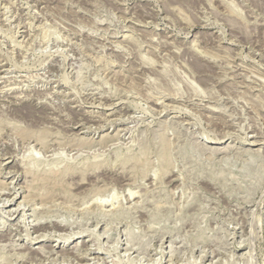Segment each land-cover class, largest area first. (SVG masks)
I'll return each mask as SVG.
<instances>
[{
  "label": "rangeland",
  "instance_id": "374dc122",
  "mask_svg": "<svg viewBox=\"0 0 264 264\" xmlns=\"http://www.w3.org/2000/svg\"><path fill=\"white\" fill-rule=\"evenodd\" d=\"M0 264H264V0H0Z\"/></svg>",
  "mask_w": 264,
  "mask_h": 264
}]
</instances>
